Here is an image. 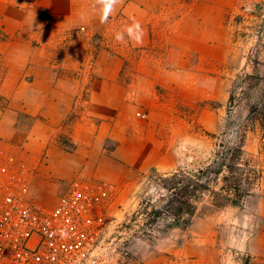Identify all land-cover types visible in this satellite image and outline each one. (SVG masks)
<instances>
[{
    "label": "rangeland",
    "instance_id": "374dc122",
    "mask_svg": "<svg viewBox=\"0 0 264 264\" xmlns=\"http://www.w3.org/2000/svg\"><path fill=\"white\" fill-rule=\"evenodd\" d=\"M260 1L264 0H135L142 10L134 18L116 14V5L100 26L96 0H0V58L28 50L22 40L37 44L47 38L46 25L80 21L84 27L78 31L88 42L86 65L92 67L85 76L86 87H106L107 92L119 87L123 99L117 111L109 98L103 107L72 110L58 124H48V135L40 129L30 135L35 119L18 114L17 138L4 139L0 133V167L24 169L32 197L44 206H53L75 182L89 187L114 184L117 194L106 209L103 264H199L190 245L178 261L173 253L163 252L169 247L160 241L169 231L167 222L149 224L145 202L158 205L163 194L158 177L178 168L203 167L220 149L217 144L242 139L250 166L242 167L241 173L251 190L241 195L238 205L217 210L206 196L189 224L175 228L186 235H191L188 229L204 233L214 228L209 264H263L264 128L262 112L252 107L261 108L264 102V75L250 61V53L259 37L264 45V34L259 32L261 20L247 15ZM239 6L244 9L239 11ZM244 13L242 24L236 25L237 16ZM149 17L157 20L150 29L154 42L131 45L126 33L123 42L115 39L124 31L120 20L142 23ZM63 50L59 48V54ZM100 52L119 58L117 82L110 78L111 63L99 60ZM259 59L264 63V52ZM170 65H175V75L160 71ZM208 78L213 83L208 95L202 87H190ZM174 81L179 84L175 89L164 88ZM154 94L164 98L155 103ZM3 100L0 96V107ZM76 123L80 130L74 139L70 134ZM257 247L260 256L253 254Z\"/></svg>",
    "mask_w": 264,
    "mask_h": 264
},
{
    "label": "crops",
    "instance_id": "0c3cea01",
    "mask_svg": "<svg viewBox=\"0 0 264 264\" xmlns=\"http://www.w3.org/2000/svg\"><path fill=\"white\" fill-rule=\"evenodd\" d=\"M141 10L135 0H120V3L117 4L116 14L122 13L127 17L134 18L137 12ZM156 21L149 17L142 23L139 22L143 30L142 45L145 47L154 42V39H152L153 33L150 29L154 27ZM133 22L120 20L118 24L123 25L122 29L125 30ZM83 24L80 21L70 20L54 26L46 25L43 28H46L47 38L44 40L39 39L40 41L38 40L37 44L22 40L20 44L22 47L26 46L28 50L18 52L16 49V52L0 58V96L4 98L5 103L0 107V133H2V138L8 140L17 138L18 132L15 123L18 114L28 115L35 119L29 132L30 135L37 133L39 129L42 130V134L48 135L51 134L50 130L52 129L48 124L54 123V121L58 124L62 121L63 116H66L72 110L87 106L103 107L106 98H109L110 107H115V111H117L120 103L123 104V99L119 98V87H109L110 91L108 89V92L110 94L103 91V88L106 87H86L85 76H88L92 71V67L90 65V68H88L86 65L89 57L87 52L88 42L84 40L82 33L78 31V28L84 27ZM102 24L100 22V26ZM127 40L131 45L136 44L128 36ZM227 42H230L229 37H227ZM206 45H213V43L206 42ZM59 48H64L61 54L58 52ZM171 50H174L173 47ZM98 57H100L99 60L106 59L111 63L110 78L117 82L119 58L117 56L109 58L102 52L98 54ZM98 57L94 58L96 62L94 70H97ZM160 58L159 56L158 59ZM198 58L209 57L198 56ZM174 67L175 65H170L167 68L162 67L163 70L160 71L175 75ZM65 77L68 80H65ZM177 86L179 84L174 81L166 84L164 88L174 87L175 89ZM212 86L211 78H208L203 83L196 80L190 87H202L208 95L209 87ZM160 98L163 99L164 97L154 94L151 100L159 103L162 100ZM208 98L203 97L202 99L207 100ZM106 105L108 104L106 103ZM64 109L65 111H62ZM50 116L54 118H49ZM79 130V125L76 123L70 136L74 139L77 138ZM188 230L191 235H186L183 233L184 230L178 228L170 229L160 240L162 243H168L169 245L163 252L173 253L174 260L178 261L184 256V248L190 245L197 251L194 260L199 264H209L208 251L213 250L215 245L214 228L204 229V233H198L193 229ZM188 236L195 238L188 239ZM213 240L214 243L212 244ZM255 253L261 255L258 252V247L253 254ZM256 260L259 261V258L256 257Z\"/></svg>",
    "mask_w": 264,
    "mask_h": 264
},
{
    "label": "built area",
    "instance_id": "2783aa9c",
    "mask_svg": "<svg viewBox=\"0 0 264 264\" xmlns=\"http://www.w3.org/2000/svg\"><path fill=\"white\" fill-rule=\"evenodd\" d=\"M112 183L75 182L53 206L34 200L28 174L0 167V264H103Z\"/></svg>",
    "mask_w": 264,
    "mask_h": 264
},
{
    "label": "trees",
    "instance_id": "16d2710c",
    "mask_svg": "<svg viewBox=\"0 0 264 264\" xmlns=\"http://www.w3.org/2000/svg\"><path fill=\"white\" fill-rule=\"evenodd\" d=\"M243 9L241 6L240 11ZM244 15L245 13L237 16L236 25L242 24ZM247 15L261 20L259 32L264 34V1L255 5V9ZM261 43L262 39L259 37L258 45L250 53L254 59L250 61L254 62L255 67H260L264 75V63L259 61L264 52V45ZM252 110L262 112L260 125L264 128V102L261 108L252 107ZM217 146L220 149L215 151L213 158L205 166L191 171L178 168L166 176L158 177L159 188L163 191L158 205H152L148 200L144 206L149 224L161 219L167 222L165 231L186 227L206 196L210 197L209 205L215 210L227 204L238 205L241 195L251 190L241 173L244 170L242 167L250 166L244 159L243 140Z\"/></svg>",
    "mask_w": 264,
    "mask_h": 264
},
{
    "label": "clouds",
    "instance_id": "9594fccd",
    "mask_svg": "<svg viewBox=\"0 0 264 264\" xmlns=\"http://www.w3.org/2000/svg\"><path fill=\"white\" fill-rule=\"evenodd\" d=\"M96 3L101 6L100 22L106 23L109 16L113 13L115 6L120 3V0H96ZM127 36L136 43L142 42L143 30L139 22H133L127 26L123 32H118L115 35L117 41L123 42Z\"/></svg>",
    "mask_w": 264,
    "mask_h": 264
}]
</instances>
